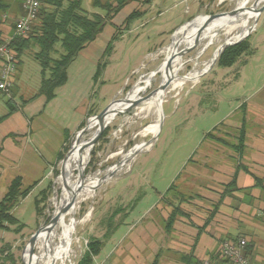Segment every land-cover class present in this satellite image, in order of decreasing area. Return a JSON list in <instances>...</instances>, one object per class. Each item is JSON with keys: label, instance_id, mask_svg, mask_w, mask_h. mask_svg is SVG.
<instances>
[{"label": "rangeland", "instance_id": "1", "mask_svg": "<svg viewBox=\"0 0 264 264\" xmlns=\"http://www.w3.org/2000/svg\"><path fill=\"white\" fill-rule=\"evenodd\" d=\"M191 1L193 0H155L152 10L135 21L129 31L124 25L119 28L108 22L106 26L113 31H126L122 40L117 43L116 52L100 56L95 65L88 64L83 57L78 61L85 63L82 65L85 72H91L94 67L96 69L98 61L106 63V70L100 78H96L95 85L90 80L88 85L82 87L85 98L80 101L76 111H68L64 108L65 105L53 106L44 111V99L20 111V114H26L29 118L36 113L32 124L28 126L34 135L26 139L36 165L32 173L29 172L30 176H24V182L27 185L33 179L40 181L14 209L15 215L25 227L21 231H15L16 226H13L14 230L0 233V248L11 247L14 259L12 261L0 251V264H26L25 252L30 237L40 226L49 223L55 209L54 199L57 195L56 200L60 201L62 195V188H58L56 181L61 174L63 159L56 163L59 153L66 156L75 142L78 126L81 123L86 125L89 111L95 112L92 115L98 114L114 97H123L139 79L145 80L148 74L163 63L165 54L161 51L171 44L173 33L187 16L186 8L191 5ZM237 1L204 0L186 22L200 14L232 10ZM254 2L256 0H250L245 8L251 9ZM143 7L139 3V8ZM158 11H161L160 15ZM95 12L101 13L97 9ZM249 38L255 50L253 55H242L231 67H219L217 63L196 82H188L178 93L172 92L165 98L162 103L163 127L156 140L151 141L153 133L150 127L157 121V113L153 109L144 110L138 105L131 112L119 113L111 120L106 128L109 129L108 134L103 137L102 133L91 148L88 165L82 172L83 178L98 171H106L125 158L127 160L129 151L137 144L147 143L148 146L137 156L127 160L124 168L103 183L93 198L82 202L77 213V218L81 221L74 234V253L67 264H77L85 253L88 241L93 237L104 242L100 254L94 258V264H137L134 257L139 252V213L143 207L139 203V194L143 191L153 194L152 182H158L160 189H165L171 176H177L180 172L182 176H186L190 167L184 170V166L189 158H199L207 147L204 141L206 133L224 121L230 113L237 111L242 103L264 104V11ZM220 44L221 42H217L207 47L197 61L193 58L196 57L198 48L188 51L184 55L188 61L180 75L189 74L195 67L202 69ZM55 49L52 57L59 58L64 49L60 43L55 45ZM38 51L39 46L35 43L24 50L18 77L15 79L17 91L15 92V87L9 96L1 93L0 116L9 112L6 104L9 98L19 105L15 111L18 112L23 99L36 92L42 76V66L36 58ZM78 64L80 63L75 66ZM70 72L72 77V68ZM49 74L46 73L47 76ZM161 80L159 73L142 95L157 88ZM65 104L69 102L66 101ZM40 111L44 112L37 114ZM18 116L17 114L6 121L0 133H11L12 138L16 137L14 133L19 136ZM97 126L98 124L93 126V131H86L82 139H90ZM64 128L68 129L66 133H56ZM0 159V169L7 167L9 161ZM26 167L30 169L32 166ZM15 171L18 170L8 168L0 176V196L15 173H18ZM35 199H41L39 207L42 211L39 214Z\"/></svg>", "mask_w": 264, "mask_h": 264}, {"label": "crops", "instance_id": "2", "mask_svg": "<svg viewBox=\"0 0 264 264\" xmlns=\"http://www.w3.org/2000/svg\"><path fill=\"white\" fill-rule=\"evenodd\" d=\"M203 1H191V5L186 8L187 16L180 22L178 28L199 9L198 6ZM9 2V10L0 14V40L13 34L15 21L23 14V0ZM91 2L92 0H84L83 5H86L84 7L88 11L95 12L96 9L92 8ZM139 3L144 5L141 8L144 13L126 27L125 19L133 10L139 9ZM154 3L155 0L149 2L132 0L115 15L109 24L119 28L124 25L129 31L135 21L152 10ZM160 14L161 11H158V15ZM125 31L119 29L116 32L109 26H105L97 38L88 43L71 62L67 71V82L56 89L53 99L47 100L45 95H37L42 74L36 92L23 99L27 102L20 104L18 112L13 111L0 121L1 130L6 121L19 115V136L14 133L16 137L12 138L11 133H0V158L9 161L7 165L9 169L13 167L18 170L15 171L18 173L14 176H21L25 186L40 181V179H33L32 183L27 185L24 182V176L29 175V172L32 173L36 165L26 142L29 136L34 135L28 126L32 124L36 113L29 118L26 114H20V111L41 99H44V111L58 105H65L64 108L68 111H76L80 101L85 98L82 87L88 85L90 80L95 85L97 80V67L96 69L94 67L91 72H85L82 69L85 63L78 61L83 57L88 64L95 65L97 58L104 56L113 36L118 34L111 53L116 52L117 43L122 40ZM77 63L80 64L75 66ZM18 71L15 79L18 77ZM14 88L16 92V84ZM66 101L69 104H65ZM44 111L37 114H42ZM89 112L88 118L95 113ZM84 124L81 123L78 126V131ZM242 130H244V141L240 149L238 145ZM67 131L68 129L64 128L56 133L61 134ZM210 132L214 133L215 138L207 135ZM210 132L204 137L207 147L200 153L199 158L194 159L192 156L185 164L184 170L190 167L186 176H182V172L177 176H171L165 184V189H160L158 182H152L153 194L146 191L139 194V203H142L143 207L139 213V252H136L134 257L137 264H205L206 261L218 264L216 254L221 244L241 238H246L248 242L243 252L250 263L264 264V104L242 103L237 111L230 113ZM63 156L60 152L56 163L60 162ZM27 165L32 167L29 169ZM7 167L0 169V176L8 170ZM6 191L7 188L4 193H1L0 200ZM175 208H178V215L171 229L167 231L166 220Z\"/></svg>", "mask_w": 264, "mask_h": 264}, {"label": "bare ground", "instance_id": "3", "mask_svg": "<svg viewBox=\"0 0 264 264\" xmlns=\"http://www.w3.org/2000/svg\"><path fill=\"white\" fill-rule=\"evenodd\" d=\"M249 1L238 0L233 8V13H226L210 20L205 14L200 15L188 27L179 29L175 33L171 44L161 51L165 54V60L159 66L158 74L160 73L162 78L160 84L168 83V86L165 89H161L158 86L155 88V93L139 103L142 109H153L157 113V121L150 127L153 134L159 130V122L163 118L161 104L165 98L172 92L178 93L188 82H196L200 74L208 68L212 61L210 59L202 69L195 67L189 74L180 75V71L188 61L184 57L187 52L185 53L183 50L185 48H198L197 55L193 58V60L197 61V58L210 45L221 42L219 45L221 46L231 39L238 38L246 32L257 17L255 11L245 8ZM263 1L256 0V4L260 6ZM156 75L150 73L145 80L141 78L142 83L134 85L129 94L131 101L144 96L142 93H145ZM144 83L147 86H143ZM125 106V103L121 102L114 104L112 108L117 111L111 113L108 120H113L117 114L121 113L120 110H123ZM95 124L99 125V121L92 118L87 131H93ZM83 137L84 135L78 139L77 144L66 161L61 163L62 171L56 181L58 188H62V195L60 201H57L56 198L54 199L55 209L52 215L56 217V221L41 231L33 246L29 243L27 244L25 252L26 264H67L66 262L70 259L71 254L74 253V234L77 224L81 221L77 218V213L82 202L93 198L96 190L103 183L121 171L127 160L132 159L133 152L143 150L148 146L147 143L137 144L128 153L129 157L127 160L125 158L120 164L109 167L106 171H98L83 178L82 172L88 165L89 153L91 151L86 146V142L89 139L84 141ZM63 209L64 211H62ZM31 249L33 253L30 252Z\"/></svg>", "mask_w": 264, "mask_h": 264}, {"label": "trees", "instance_id": "4", "mask_svg": "<svg viewBox=\"0 0 264 264\" xmlns=\"http://www.w3.org/2000/svg\"><path fill=\"white\" fill-rule=\"evenodd\" d=\"M130 1L132 0H92V8L100 10V13L88 11L83 5L84 0H42L39 18L34 24L30 35L26 38H17L12 43V47L18 58V68L20 67V58L24 50L32 47L34 43L39 46L36 58L40 61L42 66L43 77L37 95H45L47 100H51L55 97L56 89L67 82V71L71 62L88 43L97 38L106 24ZM145 1L149 2L150 0ZM209 1L213 2L214 0ZM9 8L10 2L8 0H0V14L8 11ZM143 13L144 12L140 8L133 10L125 19V26L128 27ZM117 37L118 34L113 36L106 48L104 56L112 52L113 43ZM59 43L63 47L64 52L61 53L59 58H53L52 52L56 50L55 45ZM254 53L255 50L252 48L250 38L248 37L240 43L227 47L218 60V66L224 68L231 67L242 55L251 56ZM105 66V62H99L96 70V78L102 75ZM47 72L50 73L49 76L46 75ZM13 90L14 87L11 92H13ZM1 93L0 91V95ZM26 102L27 101L24 100L22 103ZM6 104L9 107V112L6 115L0 116V121L4 120L18 108V106L13 103L12 98H9ZM108 132L109 129H106L103 132V137L106 136ZM207 135L215 138L213 132ZM217 140L220 141V139ZM243 141L244 130L240 133L238 145L240 149L243 147ZM62 158H64V156ZM37 184L38 181L25 186L21 176L15 177L10 182L6 193L0 200V233L14 230L13 226H16L15 231H21L25 227L15 215L14 209L19 201L27 197ZM35 204L37 213L39 214L42 211L39 207L41 199H35ZM177 215L178 208H175L166 220L167 231L171 229ZM103 246L104 242L102 239L90 238L85 253L77 264H94V258L100 254ZM220 248L216 256L219 260L218 264H223L227 262V260H224L220 256ZM10 249L11 247L4 246L0 248V251L5 257L14 261Z\"/></svg>", "mask_w": 264, "mask_h": 264}, {"label": "water", "instance_id": "5", "mask_svg": "<svg viewBox=\"0 0 264 264\" xmlns=\"http://www.w3.org/2000/svg\"><path fill=\"white\" fill-rule=\"evenodd\" d=\"M251 9L257 13V17L255 18V20H254V22L252 23V25L246 30V32H244V33H243L242 35H240L238 38L231 39V40H229L228 42H226V43L222 44L221 46H219V47L215 50V52H214V56H212V58H211L212 61L210 62L208 68H206V69L200 74L199 78H200L201 76H203L204 74H206L207 72H209V71L213 68V66H214L215 64L218 63V60H219L221 54L223 53V51H224L227 47L232 46V45H235V44L240 43L241 41L245 40V39L248 38L249 35L255 30V28H256V26H257L258 18H259V16H260V14L264 11V1H263L262 5H260V6H258V5L256 4V2H254V4L252 5ZM226 13H230V14L233 13V9H232V10H229V11H223V12H219V13L208 14V15H206V16H207V18L210 20V19H213V18L218 17V16H220V15H224V14H226ZM200 15H201V14H200ZM200 15L196 16L195 18L191 19L190 21L185 22L182 26H180L179 28H177L176 31L173 33V36H172V37H174L175 33H176L179 29H181L182 27L186 28V27H188L190 24H192V23H193V22H194V21H195ZM172 39H173V38H172ZM190 50H191V48H185V49L183 50V52L186 53V52H188V51H190ZM159 66H160V65H159ZM159 66H158L153 72H151V74H154V75L158 74V72H159ZM142 82H143V81H142L141 79H139L135 84H139V83H142ZM135 84H134V85H135ZM145 85L147 86V84L144 83L143 86H145ZM167 86H168V83H161V84L159 85V87H160L161 89H165ZM133 87H134V86H133ZM133 87H132V88H133ZM132 88L129 89L123 97H121V98H114V99H113V100H112V101H111V102H110V103H109V104H108L103 110H101L98 114L92 115V116H90V117L87 119V123H86V125H85L84 127H82V128L78 131V133L76 134L75 142L72 144V146H71V148L69 149V151H68V153L66 154V156L61 160V163H63V162L66 161L67 157L70 155V153L73 151L75 145L77 144L78 139L86 133V131L88 130L89 122H90V120H91L92 118L97 119V120L99 121V125H98V128H97L95 134L93 135V137H91V138L86 142V146H88L90 149L95 145L97 139L101 136V134L103 133V131L107 128V126H108L109 123L111 122V121L108 120V117L110 116V114L113 113V112H116V111H117V110H114V109L112 108L114 104H116V103H118V102L125 103L126 106L123 108V110H120V112H121L122 114H124V113H128V112H131L135 107H137V106L139 105V103H141V101H142L143 99H146V98L150 97V96H151L153 93H155V91H156V90L154 89V90L150 91L148 94L144 95L143 97L138 98L137 100H132V101H131V99L129 98V94H130V92L132 91ZM162 103H163V102H162ZM161 109H162V113H163V105H162V104H161ZM163 120H164V113H163V118H162V119L160 120V122H159V130H158L157 133L153 134V137H152L151 141L156 140V138L158 137V135H159V133H160L162 127H163ZM133 149H134V147H133L129 152H131ZM143 150H144V149H143ZM143 150H136L135 152H133V157H132V158H134L135 156H137V155H138L140 152H142ZM118 164H120V163H118ZM118 164H116V165H118ZM61 171H62V170H61ZM82 174H83V173H82ZM56 198H57V195H56ZM62 211H64V209H63ZM55 221H56V217H55V216H52L51 219H50V221H49V223H48L47 225H45V226H40V227L38 228V230H37L35 233H33L32 236L30 237V239H29V244H30L31 246H33V245L35 244V241H36L38 235L41 233V231L44 230L47 226L52 225L53 223H55ZM30 252L33 253V250L31 249Z\"/></svg>", "mask_w": 264, "mask_h": 264}, {"label": "built area", "instance_id": "6", "mask_svg": "<svg viewBox=\"0 0 264 264\" xmlns=\"http://www.w3.org/2000/svg\"><path fill=\"white\" fill-rule=\"evenodd\" d=\"M41 4L42 0H23V14L16 19L13 34L0 41V91L8 96L12 93L18 71V58L12 43L17 38H26L30 35L39 18ZM246 245V238L223 242L220 256L227 260L223 264H251L243 252ZM205 264L213 263L206 261Z\"/></svg>", "mask_w": 264, "mask_h": 264}]
</instances>
